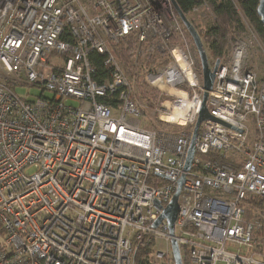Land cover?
Segmentation results:
<instances>
[{
  "label": "built area",
  "instance_id": "built-area-1",
  "mask_svg": "<svg viewBox=\"0 0 264 264\" xmlns=\"http://www.w3.org/2000/svg\"><path fill=\"white\" fill-rule=\"evenodd\" d=\"M127 39L168 61L127 76ZM218 62L205 108L224 124L201 122L184 172L203 83L171 0H0V264H174L171 239L182 264H264V77L240 46ZM182 175L171 236L153 225Z\"/></svg>",
  "mask_w": 264,
  "mask_h": 264
},
{
  "label": "rangeland",
  "instance_id": "rangeland-1",
  "mask_svg": "<svg viewBox=\"0 0 264 264\" xmlns=\"http://www.w3.org/2000/svg\"><path fill=\"white\" fill-rule=\"evenodd\" d=\"M238 11L241 17L242 27L235 29V41L232 43L230 51L224 53L225 60L229 59L234 48L237 46L242 47L245 52V68L256 72L258 79H262L264 77V48L243 13L239 9ZM187 18L192 20L195 24H204L203 27L210 26L216 19L211 10L207 11L203 9H198L197 12L195 11L191 13ZM139 52L140 53L137 54V47L133 44L132 39H129L125 43H119L115 49H113V53L117 58L118 63L121 65L127 76L131 77L135 74L141 75L138 72L140 70L134 66L136 63L135 57H138L137 63L140 65L143 64L145 68H150L151 70H156L159 63L165 64L168 61L167 54H160L157 52L152 53L146 51L145 49L139 50ZM211 60L213 59L209 57L210 62ZM134 87L136 91V98L140 103L143 100L144 95L147 93L146 88L142 84V77L138 78ZM14 91L21 97H25L27 95L29 97H39L41 95V90L32 86H17ZM152 94L157 96V92H152ZM51 96L52 95L49 92H45L43 94V97L45 98H51ZM156 103H158V101H156ZM67 104L75 105L74 102H67ZM151 119H153V121L151 120L148 123L149 127L163 126V124L156 122V117H151ZM141 123L143 124L142 120ZM259 242L261 244V249L264 250V233L260 235ZM162 249H165L164 244H162Z\"/></svg>",
  "mask_w": 264,
  "mask_h": 264
},
{
  "label": "trees",
  "instance_id": "trees-1",
  "mask_svg": "<svg viewBox=\"0 0 264 264\" xmlns=\"http://www.w3.org/2000/svg\"><path fill=\"white\" fill-rule=\"evenodd\" d=\"M216 19L210 26L195 24L189 19L192 26L198 32L208 56L214 61H225L224 53L230 51L235 41V29L242 27L241 17L238 9L243 13L253 32L260 40L264 48V26L256 13L259 0H205ZM179 10L189 16L193 7L202 3V0H174ZM127 40L123 41L125 43ZM92 62L96 70L95 79L101 81L106 78V70L102 64L103 56L92 55ZM252 206L249 212H253ZM3 229L0 224V245L2 243ZM144 250L138 251L135 257V264H147L144 260ZM185 264V262H184Z\"/></svg>",
  "mask_w": 264,
  "mask_h": 264
},
{
  "label": "water",
  "instance_id": "water-1",
  "mask_svg": "<svg viewBox=\"0 0 264 264\" xmlns=\"http://www.w3.org/2000/svg\"><path fill=\"white\" fill-rule=\"evenodd\" d=\"M171 2H172L173 8H174L178 18L181 21V24L183 25V27L187 31L189 37L192 39V42L195 46V49H196V52H197V55L199 58L200 66H201L202 83H203V95H202L201 107H200V110L198 113L197 120H196L195 125H194L193 136H192V140H191V143H190V146L188 149V154H187L185 167H184V172H186L189 170L191 159H192L193 154H194L195 137L197 135V132H198V129H199L201 122H203L205 120H214V121H217L221 124H224V123L212 118L209 115L207 109L205 108L208 92L212 88L214 78H215V72L217 70L219 62L215 61L213 63L212 68H211V66L208 62V57H207L205 48L203 46V43L201 41V38H200L198 32L192 26V24L190 23L187 16L184 15L179 10V8L177 7L174 0H171ZM256 13L260 19L261 24L264 26V0H259L257 7H256ZM183 181H184V175H182L178 179L177 188H176L171 200L166 205V207L163 209L162 213L160 214V216L158 217V219L155 221V223L153 225L155 227L163 219H165L168 223L169 233L171 236L174 235V222H175V218H176V214H177V201H178V196H179ZM156 203L158 204V206H160V204L158 202H156ZM170 243H171L170 246H171L172 258H173L174 264H182V260H181L180 255H179L177 243L175 242L174 239H171Z\"/></svg>",
  "mask_w": 264,
  "mask_h": 264
},
{
  "label": "bare ground",
  "instance_id": "bare-ground-1",
  "mask_svg": "<svg viewBox=\"0 0 264 264\" xmlns=\"http://www.w3.org/2000/svg\"><path fill=\"white\" fill-rule=\"evenodd\" d=\"M212 62V61H211ZM171 93H173V94H176V95H181L179 92L178 93H176L175 91H170ZM185 111L184 110H182V111H180V113H181V115L179 116L178 114H176V113H174L172 116H171V118H169V119H172V120H174V121H180L181 123L184 121V119H185V113H184ZM144 256V255H143Z\"/></svg>",
  "mask_w": 264,
  "mask_h": 264
},
{
  "label": "flooded vegetation",
  "instance_id": "flooded-vegetation-1",
  "mask_svg": "<svg viewBox=\"0 0 264 264\" xmlns=\"http://www.w3.org/2000/svg\"><path fill=\"white\" fill-rule=\"evenodd\" d=\"M192 40V39H191Z\"/></svg>",
  "mask_w": 264,
  "mask_h": 264
}]
</instances>
